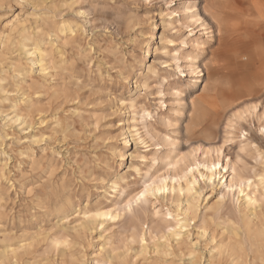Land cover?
<instances>
[{
    "label": "rangeland",
    "instance_id": "rangeland-1",
    "mask_svg": "<svg viewBox=\"0 0 264 264\" xmlns=\"http://www.w3.org/2000/svg\"><path fill=\"white\" fill-rule=\"evenodd\" d=\"M202 1L0 0V258L7 250L0 264H264V0H240V40L253 38L242 59L252 53L251 68L216 62L215 78L201 75L203 82L193 88L192 95L207 110L202 128L189 141L184 128L189 118L177 122L171 113L183 103L173 104L176 97L185 98L189 87L178 96L173 87L176 82L186 85L197 74L182 61L181 47L167 46L161 37L179 42L195 31L204 41L205 31L199 32L184 12L186 5ZM250 6L251 15L243 18ZM61 21L72 22L73 30H61ZM175 22L183 24L174 29ZM153 32L160 38L147 65L154 64L158 72L144 89L147 69L133 75L132 68ZM22 43L29 48L46 43V75L33 67L35 58L24 55ZM163 46L171 53L162 52ZM126 76L134 79L133 86ZM133 98L140 107L129 112L127 103ZM19 113L23 117L15 122ZM138 128L142 138L135 144ZM130 129V157L119 168L117 151L125 147L120 141ZM177 136L180 147L173 158H182L180 165L150 161L169 150L170 139ZM150 143L161 146L154 150ZM217 157L228 164V180L235 168L233 188L222 183V174L214 184L199 175L205 172L203 163ZM187 164L198 166V208L176 241L171 231L186 195L153 189L163 178L181 174ZM102 177L107 184H99ZM115 177L122 188L113 193L109 182ZM240 180L246 191L259 195L262 208L257 206L255 217L242 204ZM180 183L185 185V179ZM99 187L106 192L100 193ZM139 192L145 195L135 202ZM96 207L111 210L115 217L92 230L74 228L83 217L77 211ZM242 214L255 220L253 232L245 230ZM231 228L241 231L236 235Z\"/></svg>",
    "mask_w": 264,
    "mask_h": 264
},
{
    "label": "bare ground",
    "instance_id": "bare-ground-1",
    "mask_svg": "<svg viewBox=\"0 0 264 264\" xmlns=\"http://www.w3.org/2000/svg\"><path fill=\"white\" fill-rule=\"evenodd\" d=\"M187 1L188 0H186L185 3H188ZM240 5H241L240 4V0H203L201 3H198L197 2V4L194 5V6L186 5L185 8H184V12H185V14H188L189 13V15L186 17L187 21H190L191 23L192 22L197 23V27H199V29H198L199 32L205 31V33L207 34V36H205V40L204 41H200L201 36L198 33H196L195 31L193 33L191 31V32H189V33L181 36L179 38V42H176L171 37L170 38L169 37H166V36L161 37V40H163L162 42H164V41L167 42V46H172V45L178 44L181 47V50L183 51L180 54V57H181L182 61H186L187 60L190 63L191 71L195 72V75L197 74L196 76L194 75L195 77H194L193 81H189V83H187L186 85H182V83H177L176 82V83H174L175 84V87H173L174 88V91H175L174 93L176 94V96L183 94L186 91V88L189 87L187 89L189 91V93L187 95H185L186 97L185 98H181V100L178 99L179 97H176V99L174 100V103L173 104H176V103H178L180 101H183V103L180 104L178 107H175L174 109L171 110V113L175 117V119H176L177 122H179L180 120H182V117H184V118L185 117H188L189 118V122H187L185 124V126H184L185 131H186L185 134H186V137H188V140L189 141L192 140L195 137L194 135H195L196 131L198 130V128L199 129L202 128L201 125H203L204 117H205V112L207 110L205 108V106H204V102L202 100H200L198 97H195L194 95H192L193 94V88L195 86H197V83L198 82L199 83L200 82L201 83L203 82L202 80H200V76L201 75H206V78H208V79L213 78L216 75V72H217L216 62H219V61H225L227 64H229L231 66H234L235 68H238V69L241 68V69H244V70H248L249 68H251V66L255 62L254 58L252 57V53H250L249 56H245L246 59H247L245 62L242 59V57L244 56V53L242 54V52L243 51L246 52L249 48L252 47V42L251 41L253 40V38H251L248 43H242V41L240 40V38L243 36V34L241 33V26L242 25L240 24V18L242 16L241 15L242 13H240V11H239V10H241L240 9ZM250 5H252V2H250ZM250 11H251V6H250V9L249 10H246V13L243 16V18L244 17L247 18V16H250L251 15ZM242 21H243V24H244L245 23V19H243ZM173 24H174V26H173L174 29H176L178 27V25L179 26H182L183 23L175 22ZM187 25H189V24H187ZM155 27H156V24H153V28H155ZM59 28H61V30H65V29H67V30L68 29L69 30H73L74 25L72 24V22L61 21L60 24H59ZM61 30L59 29L60 32H61ZM192 30H194V29H192ZM198 30H197V32H198ZM135 35H137V34H135ZM149 35H150L149 36V39L145 40L144 43H143V46H141V48H142L141 49L142 50V54H141L140 58L137 61H135V62H137L136 65H135L137 68L136 67H133L132 68L133 75H138L140 73V71L138 69H143V68H146L147 69V78L145 79V81L143 82V84H141V86H143L144 89H148L150 87L152 77L157 76V72H158L157 71V67L154 64L151 65V66H148L147 65V60H148V57H150L151 54H152L150 51H151L152 46L155 44L154 41H158V39L160 37L159 38H158V36L156 37L155 32H153L152 34H149ZM25 38L26 39H29V35H25ZM138 38H139V36H138ZM140 39H139V41H140ZM25 41H28V40H25ZM215 42H218V45H219L217 49H215L213 47V44ZM45 44H43V43H35L31 48H29L27 45H24L22 43V47H21L22 50H23V53H24V55L26 57H33V58H35V59H32L31 64L33 65V67L39 68L40 72L43 75H46L47 72H48V69L50 68V65H49V63L47 61V58L49 56L48 49L45 46ZM167 46H163L162 49H161V51L162 52H165V53H171V51L169 50V48ZM187 47L188 48L189 47H193L194 50H195V52L188 50ZM256 58H257V56H256ZM221 65H223V64H221ZM175 67L180 69V67H182V66L179 63H177L175 65ZM203 71H204V73H203ZM180 72L182 73V75H186L187 76V74H186L185 71H180ZM127 78H129L128 81H127V82H129V86H133L134 79H131L130 76L127 77ZM125 80H127V79H125ZM164 81L167 84H169L171 82L168 78H164ZM160 94L163 95L164 92L161 91ZM227 97H230V96L227 95ZM139 107H140V105H138V103H137V101H136L135 98L130 99L129 102L127 103V108L129 109V112H132L133 110L138 109ZM188 113H189V116H188ZM225 114H227V113L225 112ZM22 117H23V114H21V113L17 114L15 116V118H16L15 122L21 120ZM182 121H184V120H182ZM134 128H136V126H134ZM146 130H147V128H146ZM136 131H137V133H136L137 138L134 139L135 144L138 143L137 142V139H141L142 138V134L139 131V128L136 129ZM133 136L134 135L132 134V131L130 129L129 131H127V133L123 136L122 140L120 141V143L123 144L125 147L123 149H119L117 151V154H119V158L117 156V162L119 163L118 164L119 168H120V166L125 165V163L129 160L130 153L126 150V147L128 146V144L131 141V138H133ZM178 136H177V138L170 139L169 144L171 145V147L169 148V150H167L164 153H162L159 157H151L150 158V161H155L157 163L166 162V164H168V165L169 164L173 165L174 168H176L178 165H180L179 163H181L182 158H177V159L173 158V155H174L175 151H177L179 149V147H180L179 146V142H178ZM175 137H176V135H175ZM151 139L153 140L154 137L151 136ZM189 141H187V142H189ZM149 145L152 146L151 149L156 150V149H158L161 146V143H150ZM111 151H113V150H111ZM177 156H178V154L175 155V157H177ZM139 157H140L141 160L143 159L141 156H139ZM203 166L205 168V172H200L199 175L205 181H208V182H211L212 184H214L215 181H216V178L219 177L222 174L221 176L224 179L222 183L226 187H228V188H231L232 187V183H233L232 181L234 180V177L236 176L235 168H232V172L230 171V173H232V177H231L230 180H228V178H227L228 177L227 176V173L229 174V170H227L228 164H225V165L224 164H221V157L220 158L217 157L216 159H213V161H210L208 163H203ZM108 167H109V163H108ZM195 169H198V166L194 167V166H191V165L187 164L186 167H185V169H184V171H182L181 174L172 175L173 177L171 176L170 179H169V177L168 178L167 177L163 178L162 184L160 186L155 187L153 189L154 191H164V192L166 190L176 191L178 193H182V195L183 194L186 195V199H185V202H184L185 203V206L184 207L182 206V208L180 207L181 208L180 209V213L176 217L177 218L176 219L177 220V226H176V228H173V230L171 231V235H173V238L176 239V241H177V238H178V241H179V239L181 238L180 237L181 236L180 235L181 234L180 233L181 230L184 229L186 226H188V222L191 221L190 219L192 218V215H194V213H196V209L198 208L196 206V205H198V204H196L197 202L195 203V201L198 200L197 199V192H198V190H197V188L195 186H196V184H198L199 178L196 175H194V170ZM135 170L138 172L137 169H135ZM114 172L116 174H119V179L120 178L124 179L123 174L118 173L117 170H114ZM189 174H190V176H189L190 178H188V175ZM167 179H169L168 182H167ZM182 179H185V185H183V184L180 183V180H182ZM106 180L107 179L104 178V177L100 178L99 184H101V185L107 184L108 181H106ZM175 180L179 181L178 184H175L174 183ZM109 183H110V185H111V187L113 189V193H116L119 189L122 188L121 184L119 183V180L116 179V177H115V179L111 180ZM242 184H244V182H243V180H240V183L238 184V194H241L242 193L241 194L242 204L245 205L247 207V208L246 207L245 208L247 210H249L250 213H252L254 215V217H255L256 216L257 206L258 207L260 206V205H258L259 202H260L259 195H258V193H257L256 190H254V191H246V189L242 187ZM98 191L100 193L106 192V191H104L103 187H99ZM113 193L112 194L109 193V194L112 196V195H114ZM144 195H145V192H139V193H137L134 201L137 202V201L141 200V198L144 197ZM239 197L240 196H238V199H239ZM180 202H181V200H180ZM180 202H179V206H180ZM261 204H263V203L261 202ZM243 208H244V206H243ZM261 208H260V211H261ZM260 211H257V212L260 213ZM197 212H198V210H197ZM240 213H244V212H240ZM81 214L83 216L82 219H81V223L79 222V224L77 226H75L74 228H76L77 230L78 229H82L84 231L85 230H92L94 228V225H97V224L98 225H102L106 220H108L107 218H112L113 219L115 217V215H113V212L111 210L104 209L103 207H96V208H94L93 210H90V211H88V210H84L82 212H80V211L78 212L77 211V215L76 216L81 215ZM245 214H242V215H244L243 216L244 218L242 217V219L245 220V221L243 220L244 222H242V223H244L245 230L248 233H251V232H253L252 229H253V224H255V222H253L254 219H250V218L248 219L247 217H249V216H247ZM180 215H182V216H180ZM193 217H196V216H193ZM258 221H259V219H258ZM260 221L262 222V220H260ZM259 223H258V225H259ZM230 226H233V225H230ZM65 228L66 227H64V230L67 229V228L66 229ZM174 229H177L179 231H176V230L174 231ZM227 229H229V227ZM227 229H225V231ZM259 229L261 230V228H259ZM231 230L236 235L239 234L238 233L239 231H241V229L240 230L239 229L233 230V228H231ZM260 230L257 231V233H259ZM68 231H70V229ZM204 231H205V229H204ZM68 233H70V232H68ZM140 236H141V240L144 241L145 238H144L143 234H141ZM230 236H231V234L229 235V237ZM175 237H177V238H175ZM252 238L253 239L256 238V233L252 234ZM229 239H231V237ZM132 240H135V239H132ZM232 240H234V239L232 238ZM239 240L240 239H238V241ZM255 240H257V239H255ZM133 242L134 241H132V243ZM178 243H180V242H178ZM229 243H231V242H229ZM259 243H261V242H259ZM236 244L237 243H235V245ZM240 245H243V243L242 242H239V247H240ZM222 246H223V244H222ZM228 246H229V244H228ZM143 247L144 246L142 245V248ZM239 247H236V248H239ZM243 247L245 248V246H243ZM243 247H241V248H243ZM228 248H230V247H228ZM143 250H144V248H143ZM224 250H225V245H224V249L221 250L220 252H222V251L224 252ZM232 250L229 251L230 254H231V251ZM6 251H4V256H3V258H5V259L7 258ZM233 252L235 253L234 250H233ZM234 253H232V256L231 257H234L235 256ZM241 253H244L245 254L246 253V250H245V252H242L241 251ZM239 255L242 256V254H239ZM9 259H10V257H9ZM233 260L235 261V259H233ZM238 264H240V263H238Z\"/></svg>",
    "mask_w": 264,
    "mask_h": 264
}]
</instances>
